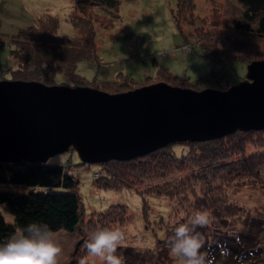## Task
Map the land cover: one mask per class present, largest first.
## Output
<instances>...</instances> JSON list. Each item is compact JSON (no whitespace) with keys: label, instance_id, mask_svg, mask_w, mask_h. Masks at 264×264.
I'll list each match as a JSON object with an SVG mask.
<instances>
[{"label":"trees","instance_id":"16d2710c","mask_svg":"<svg viewBox=\"0 0 264 264\" xmlns=\"http://www.w3.org/2000/svg\"><path fill=\"white\" fill-rule=\"evenodd\" d=\"M237 1L242 12L231 19L234 33L227 32L225 38L219 35L218 39L210 34L208 40L195 44L199 48V54L218 68L190 82L188 77L173 75L166 67L158 66L155 77L160 76L167 84L189 87L195 91L207 88L226 89L231 84L229 70L234 64L251 61L247 40L253 36L264 39V0ZM81 2L95 5L101 12L115 16L119 0H77L76 6ZM176 3L175 21L180 26V10L187 6L193 12V3L191 0H176ZM70 21L80 32L79 38L59 37L57 19L48 13L37 17L35 24L19 29L11 38L10 55L16 61L15 68L10 70L11 75L15 79L34 80L46 85L58 84L56 79L60 74L77 76L79 85L110 93L138 87L141 80H135L121 72L113 79L103 80L98 86L81 78L76 73L77 63L80 60L98 59L93 40L95 30L89 19L74 12ZM212 41H220L221 47L218 48L217 43L211 44ZM148 76L150 75L144 79ZM59 84L67 86L64 82ZM69 151L75 152L72 149ZM85 164L80 159L78 163H73L71 158L65 162L54 163L49 160L36 163L0 162V205L6 207L7 210H4L10 213L11 216H8L13 221H7L6 215L0 211V245L6 243L18 229L26 228L31 223L47 224L53 233L65 231L76 234L70 257L63 264H78L80 258L86 254L83 245L92 231L99 228H121V225L127 224L129 218L126 216V206L122 203L111 204L105 210L94 212L90 216L85 215L81 197L77 192L79 180L70 174L72 166ZM96 165L98 172L92 180L95 186L111 189L132 188L141 195L142 220L145 226L152 229L155 241L167 242L175 227L188 223L196 211L203 210H209L214 217L213 222L224 223V226L247 215L250 220L249 227L253 226L252 220L258 223L257 229L264 227V222L260 223L264 217L259 219L249 213L251 209L245 204L253 207L254 203L250 204L244 199L236 187L241 178L261 180L259 169L264 165V130L235 132L209 141L169 143L143 156L128 160H110ZM151 195L166 197L170 206L169 216L173 221H165L162 216L155 218L154 222L151 220L153 212L146 202V197ZM174 210H183L184 217L176 218L178 213ZM213 222L206 227L197 228L196 232L205 241L203 250L215 253L216 264H264L263 260L257 262L253 258L255 249L262 245L257 239V233L254 237L239 235L238 242L235 243L231 241L234 234L230 233L234 231L221 229L220 225ZM168 224L171 226L168 227ZM156 226L164 228V233L159 238L154 232ZM252 239L255 241L251 242ZM127 244L123 254L134 258L142 253L146 254ZM220 245L227 248L231 255L221 257L218 248ZM152 254L153 252L150 256ZM129 256L126 260L123 257L124 264L133 260Z\"/></svg>","mask_w":264,"mask_h":264},{"label":"rangeland","instance_id":"374dc122","mask_svg":"<svg viewBox=\"0 0 264 264\" xmlns=\"http://www.w3.org/2000/svg\"><path fill=\"white\" fill-rule=\"evenodd\" d=\"M191 1L193 12L191 9L188 10L187 6L185 9L182 7L180 11L183 14L181 12L179 14L181 24L179 26L176 24L174 15L177 7L176 0H119L115 16L101 12L102 10L92 4L81 2L76 6L77 0H0V80H19L15 79L10 71L16 66V61L10 55L11 38L17 34L19 29L35 24L37 17L48 13L57 19L59 37L64 39L79 38L80 32L73 27L70 21L71 14L74 12L82 18L89 19L95 30L93 40L98 59L94 61L80 60L76 67V73L81 78L93 82L91 85L98 86L103 80L113 79L120 72L130 75L135 80H141L137 88L161 83L163 82L161 77H155L158 66L166 67L173 75L188 77L190 82H194L198 77L218 68L199 54V48L196 45L208 40L210 34L214 39H218L219 35L225 38L227 32L234 33L231 19L234 16H239L242 8L237 0ZM183 4L186 5V3ZM183 9L186 11L185 14ZM235 35L238 37L236 33ZM219 42L212 41L211 44L217 43V47L220 48ZM263 44L264 39L255 36L247 40L251 61L246 64L240 62L234 64V67L229 70L231 84L227 88L244 79L246 66L249 63L264 60ZM62 75L60 74L56 79L58 84L53 85H60L59 83L64 82L69 87L81 86L76 80L77 76ZM147 75L150 76L144 79ZM169 85L175 86L171 83ZM104 92L110 93L109 91ZM68 158H71L73 163L79 161L77 153L69 150L51 157L49 161L52 163L65 162ZM259 171L261 180L241 178L237 181L236 187L244 199H247L250 204L254 203L253 207L245 204L248 209H251L249 213L263 219L261 217H264V204H262L264 165ZM97 172L96 164L75 165L70 169V174L79 180L77 192L81 197L85 215L90 216L94 212L103 211L111 204H124L126 216L129 218L127 224L121 225V229L127 235L126 244L129 243V246L135 247L139 252H146V254L139 255L138 258L133 256L131 258L129 255L123 254L124 246L118 249L117 252L120 254L117 255L124 257L125 260L128 259V256L133 259L134 262L130 260L129 264H175L174 259L169 255L168 240L167 242L153 240L152 229L143 223L140 212L143 203L141 195L132 188L111 189L95 186L92 180ZM57 190L63 189L57 188ZM146 202L153 212L151 219L153 222L159 216H162L165 221H173L169 216L170 206L166 197L151 195L146 197ZM258 202H260V206L262 204L261 207ZM0 207V211L6 215L7 221L13 223L9 217L10 213L5 211L6 207L4 205H0ZM175 213H178L176 218L184 217L183 210H177ZM252 221L253 226L249 227L250 220L246 215L244 218L230 221L226 226L223 225L224 223L218 222H213V224L220 225L221 229L225 230L226 228L230 229L229 231H234L230 233L234 234L231 241H235V243L238 242L239 235L254 237L257 233V239L262 245L261 248L255 249L253 258L257 262L258 260L264 261V227L257 229L258 223L255 220ZM262 222L264 219L260 223ZM154 230L155 234L159 235L158 238L164 233L163 227L156 226ZM53 238L63 248L61 262L63 264L70 257L76 234L58 231L54 232ZM254 241V239L251 240V242ZM152 252L153 254L150 256ZM89 264L92 262L89 261ZM96 264H100V262L96 261Z\"/></svg>","mask_w":264,"mask_h":264},{"label":"water","instance_id":"95a60500","mask_svg":"<svg viewBox=\"0 0 264 264\" xmlns=\"http://www.w3.org/2000/svg\"><path fill=\"white\" fill-rule=\"evenodd\" d=\"M264 130V60L226 90L165 82L110 94L91 87L0 80V162H46L69 149L98 164L169 143Z\"/></svg>","mask_w":264,"mask_h":264},{"label":"clouds","instance_id":"9594fccd","mask_svg":"<svg viewBox=\"0 0 264 264\" xmlns=\"http://www.w3.org/2000/svg\"><path fill=\"white\" fill-rule=\"evenodd\" d=\"M214 220L209 210L196 211L188 223L175 227L168 238L169 255L175 264H216V255L203 250L205 241L197 228L210 225ZM54 233L47 224L31 223L18 229L6 243L0 245V264H61L63 248L53 238ZM85 256L78 264H124L117 255L119 248L126 246V233L121 228H99L92 231L84 242ZM219 254L226 258L230 251L220 245Z\"/></svg>","mask_w":264,"mask_h":264}]
</instances>
